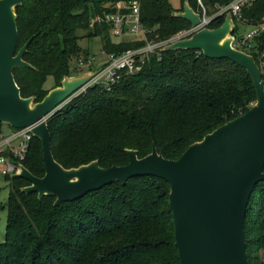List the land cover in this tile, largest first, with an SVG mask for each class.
<instances>
[{
	"label": "trees",
	"instance_id": "16d2710c",
	"mask_svg": "<svg viewBox=\"0 0 264 264\" xmlns=\"http://www.w3.org/2000/svg\"><path fill=\"white\" fill-rule=\"evenodd\" d=\"M117 1L22 0L15 6L17 50L29 40L23 59L31 67H14L22 97L42 100L70 74L72 55L87 53L78 30L98 36L102 51L120 54L144 40H114L110 24L90 26V18L115 11ZM231 0H201L207 12ZM147 38L166 40L191 27L175 15L168 0H139ZM201 12L198 0H180ZM126 9H122L125 11ZM225 15V14H224ZM224 15L208 25L216 28ZM232 35L240 26L264 21V0H253L232 17ZM251 54L264 83V37L253 36L242 47ZM256 101L251 76L227 58H209L198 49L163 50L152 54L132 74L122 73L109 90L94 84L73 96L46 119L52 155L66 169L97 161L101 167L125 165L127 150L143 157L154 146L164 158L177 159L189 145L246 112ZM23 165L35 176L45 168L39 138L32 135ZM264 170V168H263ZM8 181L6 226L0 242V264H180L175 245L170 184L159 177L135 176L114 181L74 201L55 204V197L26 193L29 182ZM244 231L249 264H264V181L249 199Z\"/></svg>",
	"mask_w": 264,
	"mask_h": 264
},
{
	"label": "water",
	"instance_id": "95a60500",
	"mask_svg": "<svg viewBox=\"0 0 264 264\" xmlns=\"http://www.w3.org/2000/svg\"><path fill=\"white\" fill-rule=\"evenodd\" d=\"M22 0H0V122L28 128L39 138L44 162L43 176L24 165L12 177L24 178L26 193L52 195L55 204L74 201L114 181L125 183L135 176H154L170 184L169 204L180 264H249L244 222L255 185L264 181V88L253 56L232 46L230 14L216 28H202L163 50L198 49L209 58H227L246 69L255 91V103L243 114L227 121L192 143L177 159H167L153 146L138 157L127 150L125 165L101 167L97 161L66 169L55 161L46 119L60 109L94 74L65 77L38 102L22 97L13 68L31 67L23 59L29 40L17 50L15 6ZM175 15L196 25L200 21L186 2ZM227 34H230L228 38Z\"/></svg>",
	"mask_w": 264,
	"mask_h": 264
},
{
	"label": "built area",
	"instance_id": "2783aa9c",
	"mask_svg": "<svg viewBox=\"0 0 264 264\" xmlns=\"http://www.w3.org/2000/svg\"><path fill=\"white\" fill-rule=\"evenodd\" d=\"M253 0H231L228 4L214 5L208 12L201 0H198L202 11L199 13L200 21L196 25H191L187 30L180 31L166 40L148 39L147 30L140 20L139 0L128 2L117 1L114 4L115 11L104 15H95L90 18V26L99 25L103 22L110 24L111 34L122 40L135 41L144 40V44L138 48L127 49L120 54H106L102 51L103 60L97 58L95 54L85 53L76 58L78 68L92 69L93 76L75 93L74 96L84 92L87 87L94 84L102 85L109 90L120 78L122 73H136L144 62L152 55L160 57V52L164 46L178 39L190 36L194 32L208 27L211 21L224 14L239 18L242 8L249 6ZM122 9H126L122 11ZM255 35L264 37V21L250 26L249 30L240 37L233 36L232 46L243 50L242 47ZM244 51V50H243ZM246 52V51H245ZM263 83V82H262ZM264 88V83H263ZM13 128V127H12ZM33 134L28 128H14L9 133L0 130V175L10 176L19 173L22 161L28 151L29 142Z\"/></svg>",
	"mask_w": 264,
	"mask_h": 264
},
{
	"label": "rangeland",
	"instance_id": "374dc122",
	"mask_svg": "<svg viewBox=\"0 0 264 264\" xmlns=\"http://www.w3.org/2000/svg\"><path fill=\"white\" fill-rule=\"evenodd\" d=\"M168 1L173 8H177V9L181 8L178 12H183L186 8L185 3H183L181 6L180 0H168ZM227 16L228 15L225 14L224 19L227 18ZM233 29H234V26L232 27V30ZM239 29L241 32L244 33L247 30H249V27L245 26V25H241ZM77 34H78L77 44L79 45V47L81 49L86 50V52L95 54L98 59L103 60L102 45H101L100 38L98 36H89V34L87 33V30H81L80 29L77 31ZM229 35L230 34H227L226 37L228 38ZM188 37L189 36H185L184 38H188ZM113 38H114V40H120V38H118V37H113ZM82 54H84V53L72 55L70 57L69 65H70V71L71 72L69 75H67L65 77V80L70 79L71 77L82 76V75L92 71L91 68L90 69L85 68V67L78 68L76 66V58H78ZM53 84H54L53 77L48 76L45 83H44V87L46 89L53 88L52 87ZM13 129L14 128L10 127L8 124L0 122V130L3 131L4 133H9L10 130H13ZM8 192H9L8 181L5 179L4 176L0 175V242H2L4 240V234H5L6 214L7 213H6V208L3 206L5 205L6 199L8 197ZM259 256L261 259H264V249H261L259 251Z\"/></svg>",
	"mask_w": 264,
	"mask_h": 264
},
{
	"label": "crops",
	"instance_id": "0c3cea01",
	"mask_svg": "<svg viewBox=\"0 0 264 264\" xmlns=\"http://www.w3.org/2000/svg\"><path fill=\"white\" fill-rule=\"evenodd\" d=\"M52 89V88H49V90ZM10 126V125H9ZM11 127V126H10ZM11 131V130H10Z\"/></svg>",
	"mask_w": 264,
	"mask_h": 264
}]
</instances>
